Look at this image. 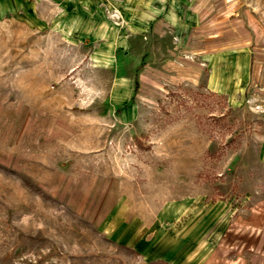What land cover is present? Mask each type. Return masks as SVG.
Returning a JSON list of instances; mask_svg holds the SVG:
<instances>
[{"label": "rangeland", "instance_id": "rangeland-1", "mask_svg": "<svg viewBox=\"0 0 264 264\" xmlns=\"http://www.w3.org/2000/svg\"><path fill=\"white\" fill-rule=\"evenodd\" d=\"M185 7L0 0V264H264V0Z\"/></svg>", "mask_w": 264, "mask_h": 264}, {"label": "crops", "instance_id": "crops-1", "mask_svg": "<svg viewBox=\"0 0 264 264\" xmlns=\"http://www.w3.org/2000/svg\"><path fill=\"white\" fill-rule=\"evenodd\" d=\"M187 0H172V31L189 34L192 30V15L186 11ZM170 15V14H169ZM167 15V19L169 18Z\"/></svg>", "mask_w": 264, "mask_h": 264}]
</instances>
